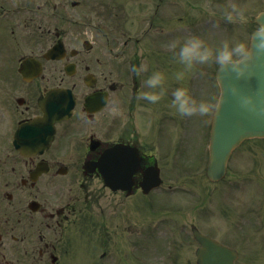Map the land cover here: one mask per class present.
I'll return each instance as SVG.
<instances>
[{
	"label": "flooded vegetation",
	"instance_id": "af4514ba",
	"mask_svg": "<svg viewBox=\"0 0 264 264\" xmlns=\"http://www.w3.org/2000/svg\"><path fill=\"white\" fill-rule=\"evenodd\" d=\"M33 5L36 9L0 0V17L5 10L0 19V59H5L0 63V264H64L65 253L85 255L87 233L103 247L100 264L113 260L109 250L124 246L126 231L134 238L130 243L134 250L159 246L155 227L125 226L128 195L124 190L110 192L95 166L111 145L132 147L139 158L134 194L144 170L155 163L157 145H167V127L181 116L168 107L167 97L156 104L138 99L142 76L132 71V65L141 62L150 71L157 69L156 61L145 55L139 60V38L114 35L94 25L81 0ZM41 6H51L53 31L37 11ZM77 18L85 22L78 24ZM54 42L61 45V57L46 59L44 52ZM26 57L41 66L38 76L28 81L18 72ZM56 87L68 88L73 95L70 116L48 121L47 147L19 143L16 129L44 117L38 100ZM90 94L97 95L98 104L96 100L86 104ZM102 96L105 101L97 109ZM64 153H70L67 160ZM140 260L137 251L135 263Z\"/></svg>",
	"mask_w": 264,
	"mask_h": 264
},
{
	"label": "rangeland",
	"instance_id": "374dc122",
	"mask_svg": "<svg viewBox=\"0 0 264 264\" xmlns=\"http://www.w3.org/2000/svg\"><path fill=\"white\" fill-rule=\"evenodd\" d=\"M96 2V1H95ZM101 2H110L115 4V8H118L121 4H123V15L124 19L121 20V26L125 29V31L133 32L132 34H138L139 31L145 26H148L147 20L149 15L146 13V10L144 6L141 4V1L138 0H101ZM171 16H172V23L169 22H161L157 24V30L162 29V32H168L171 34L170 36L180 35L182 32L184 33L185 37L192 35V34H198L205 38L210 45H217L219 42L223 40H232L234 38H239L241 40H248L249 38V32L252 28L256 27L252 22V17L262 8H264V0H234V2L240 4L241 6H244L246 8V15L248 16L247 23L245 24H239V23H230L223 19L222 12L225 6L233 2V0H171ZM184 8V14L179 11L180 7ZM147 7V6H146ZM211 7L215 12L216 15L212 16L209 15L207 8ZM144 9V10H143ZM188 15V16H187ZM146 16V17H145ZM183 16L182 21L178 19L177 17ZM145 17V18H143ZM143 18V19H142ZM110 20V18L108 19ZM109 23V22H108ZM109 25V24H108ZM111 25V24H110ZM157 31V32H158ZM242 36V37H241ZM173 38L177 40L176 38ZM171 39L166 40L165 42L159 43V40H157V44L155 47H164L168 48L170 45ZM160 45H159V44ZM149 42L148 40H145L141 42L138 46V52L139 54H147L149 52ZM153 48V47H152ZM157 50V49H156ZM162 58L158 59L159 61H166V65H159L156 66L157 69L163 70V71H170L174 65L177 63L175 62V58L173 55H160ZM178 65V64H177ZM178 68H180V65H178ZM169 69V70H168ZM173 83V81H171ZM195 94H198V90H193ZM199 95H201V90L199 92ZM199 138V135L195 133V140L197 141ZM264 141V140H263ZM261 144V141H249L245 143V145L242 146V151L246 154H250L251 156H245L240 159V164H242L243 167H250V164L258 163V167H255L254 171L250 167V170L254 172L255 176L252 177V179H256L257 181H253L252 185L248 181V179L241 178L240 181L237 182V185L231 188V194L235 191L234 197L231 198L232 195H230V198L228 199L230 202L236 200L234 204L237 205L238 211V220L242 221L244 218L241 217V214H244V207H245V198L250 194L248 191L251 190V195L253 197L258 196L259 199L261 196H264V156L261 154H264V150L262 148H259ZM264 144V142H263ZM237 153V152H236ZM239 153V152H238ZM162 162L164 164V159H162ZM263 165H260V164ZM262 166V167H261ZM261 167V170L259 171ZM232 170L237 172L239 169L235 168L232 164ZM249 175V173H248ZM195 181V184L192 183V186L194 188H197L198 191L202 190L205 182L203 178L200 179H193ZM186 183H190L188 180H184ZM191 187L192 189H194ZM174 194H170V196ZM215 196V195H214ZM189 197V196H188ZM249 197V196H248ZM258 199V200H259ZM262 199V198H261ZM233 204V205H234ZM180 207V205H179ZM183 208H181L180 214H184ZM261 209H263V202L261 203ZM259 210V219L252 216V225L255 224L254 221L257 222L256 225V231L255 234H250L249 236L246 235L249 239L254 238L256 242L262 243L259 244V248L264 249V210ZM134 214H132L131 211L125 212V217L128 220V217H130L129 220L134 219ZM254 218V219H253ZM197 219L200 226L204 229H207L208 227L214 226L216 228H220L219 231H228L227 228L230 226L229 220L230 217L227 216V214H223L218 212H212L210 216L207 217H197L194 213V210H189L187 212V220L188 222H193ZM250 225V224H249ZM176 229L172 227V232H175ZM238 232V229H237ZM236 233V231H235ZM236 235V234H234ZM236 241L238 244H242V248H246L247 240H244L240 235H236ZM263 241V242H262ZM92 247H96L95 245H92ZM119 249H122V244L120 243L117 246ZM261 254L257 253V256L253 257H246L248 259L247 262L253 261L252 264H264V250L261 251ZM118 252L116 251L113 254V257L116 256ZM247 255L248 252H246ZM140 258V257H139ZM159 257H154L151 259H158ZM244 258V259H246ZM84 258L77 262V264H86ZM244 259L242 262H239L238 264H247L244 262ZM116 262V260H115ZM117 263V262H116ZM162 262H158L156 264H160ZM72 264V262L70 263ZM123 264V263H121ZM127 264V262L125 263ZM153 264V262L149 263Z\"/></svg>",
	"mask_w": 264,
	"mask_h": 264
},
{
	"label": "clouds",
	"instance_id": "9594fccd",
	"mask_svg": "<svg viewBox=\"0 0 264 264\" xmlns=\"http://www.w3.org/2000/svg\"><path fill=\"white\" fill-rule=\"evenodd\" d=\"M207 10L209 15H216L211 7ZM222 17L230 23L245 24L248 20L246 8L234 0L224 7ZM255 35V50L250 46L249 41L239 38L223 40L215 46L210 45L198 34L189 35L182 41H171L169 47L173 50L175 62L180 65L179 70L170 77L160 69L150 71L147 63L133 64L132 71L137 76H142L143 83V87L137 93V98L156 104L167 97L168 107L181 117L207 115L213 108L218 107L221 99L211 104L204 98L196 97L188 85V80L201 66L213 63L225 67L231 64L238 74L242 73L244 66L241 65V61H244L246 66L253 57L264 55V27L257 29ZM170 79L176 82V86L172 87L171 91H169ZM230 88L233 94L238 92L236 84H231ZM241 103L252 109L258 108L257 102L249 94L242 95ZM258 110L264 111V106H259Z\"/></svg>",
	"mask_w": 264,
	"mask_h": 264
},
{
	"label": "water",
	"instance_id": "95a60500",
	"mask_svg": "<svg viewBox=\"0 0 264 264\" xmlns=\"http://www.w3.org/2000/svg\"><path fill=\"white\" fill-rule=\"evenodd\" d=\"M261 27H264V11L254 19ZM257 30L251 34L250 46L255 50ZM244 66L242 73L232 68L219 66L217 78L221 87V102L215 110L210 138V156L207 174L211 178L222 175L226 158L231 149L242 139L251 136H264V111L258 110L264 106V55L253 57L251 62ZM231 84H236L238 92L233 94ZM249 94L257 102L258 108L252 109L241 103V97ZM203 248H209L210 252L218 257L231 260L229 251L221 248L216 242L206 236L196 233ZM231 264L230 261H228Z\"/></svg>",
	"mask_w": 264,
	"mask_h": 264
}]
</instances>
